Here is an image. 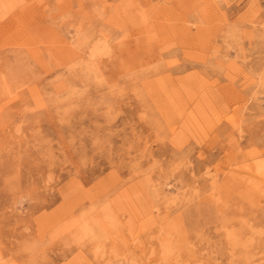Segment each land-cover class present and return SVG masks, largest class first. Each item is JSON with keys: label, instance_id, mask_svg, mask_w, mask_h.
I'll return each mask as SVG.
<instances>
[{"label": "rangeland", "instance_id": "374dc122", "mask_svg": "<svg viewBox=\"0 0 264 264\" xmlns=\"http://www.w3.org/2000/svg\"><path fill=\"white\" fill-rule=\"evenodd\" d=\"M0 264H264V0H0Z\"/></svg>", "mask_w": 264, "mask_h": 264}]
</instances>
